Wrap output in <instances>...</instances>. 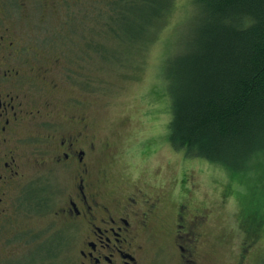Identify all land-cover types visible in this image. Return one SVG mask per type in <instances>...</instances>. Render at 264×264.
<instances>
[{"label":"rangeland","instance_id":"rangeland-1","mask_svg":"<svg viewBox=\"0 0 264 264\" xmlns=\"http://www.w3.org/2000/svg\"><path fill=\"white\" fill-rule=\"evenodd\" d=\"M105 8L102 0L34 1L29 15L20 11L12 18L20 43L34 48L50 69L48 86L36 88L31 99L57 122L70 114L84 117L98 146V167L120 187L157 196L169 214L185 202L195 214L206 213L199 246L204 264H264V169L233 174L187 158L169 142L164 64L172 45L184 43L193 28V0H173L164 27L137 57L141 63L127 59L126 67L94 49V41L96 48L116 46L100 34ZM167 244L154 264L176 263Z\"/></svg>","mask_w":264,"mask_h":264},{"label":"flooded vegetation","instance_id":"flooded-vegetation-1","mask_svg":"<svg viewBox=\"0 0 264 264\" xmlns=\"http://www.w3.org/2000/svg\"><path fill=\"white\" fill-rule=\"evenodd\" d=\"M34 1L52 0H0V264H154L167 243L175 264H204L206 213L185 202L169 214L157 196L120 187L98 167L84 117L57 122L31 99L50 69L11 20Z\"/></svg>","mask_w":264,"mask_h":264},{"label":"trees","instance_id":"trees-1","mask_svg":"<svg viewBox=\"0 0 264 264\" xmlns=\"http://www.w3.org/2000/svg\"><path fill=\"white\" fill-rule=\"evenodd\" d=\"M97 47L115 66L138 65L173 0H102ZM193 28L169 49L164 64L170 96L169 142L184 155L233 174L264 169V0H193ZM103 9V8H102ZM125 51L128 53L125 55Z\"/></svg>","mask_w":264,"mask_h":264}]
</instances>
